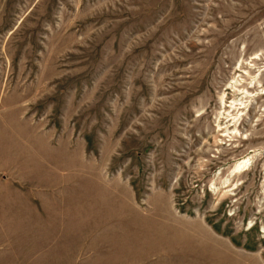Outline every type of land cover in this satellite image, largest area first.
I'll return each mask as SVG.
<instances>
[{
    "label": "rangeland",
    "instance_id": "obj_1",
    "mask_svg": "<svg viewBox=\"0 0 264 264\" xmlns=\"http://www.w3.org/2000/svg\"><path fill=\"white\" fill-rule=\"evenodd\" d=\"M0 264H264V0H0Z\"/></svg>",
    "mask_w": 264,
    "mask_h": 264
},
{
    "label": "bare ground",
    "instance_id": "obj_2",
    "mask_svg": "<svg viewBox=\"0 0 264 264\" xmlns=\"http://www.w3.org/2000/svg\"><path fill=\"white\" fill-rule=\"evenodd\" d=\"M234 119V118H233ZM248 159V158H247ZM247 159H242L237 161L233 166H232V170L231 171H238L241 168H243L246 164H247Z\"/></svg>",
    "mask_w": 264,
    "mask_h": 264
}]
</instances>
